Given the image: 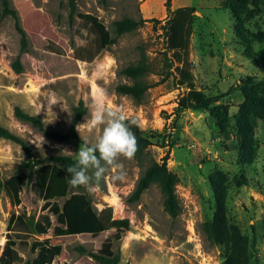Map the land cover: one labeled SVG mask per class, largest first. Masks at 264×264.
Segmentation results:
<instances>
[{
	"label": "rangeland",
	"instance_id": "1",
	"mask_svg": "<svg viewBox=\"0 0 264 264\" xmlns=\"http://www.w3.org/2000/svg\"><path fill=\"white\" fill-rule=\"evenodd\" d=\"M3 1L16 12L28 46L21 55L23 72L16 74L11 67L16 57L8 52L6 38L0 34V127L22 139L35 159L66 155L64 149L75 153L81 143L95 142L101 129L89 131L87 122L98 86L109 94L108 109L118 106L126 119L136 120L144 136L153 137L141 158L118 159L123 180H113L117 168L108 166L99 189L89 191L82 186L80 190L97 212L111 208L113 220L128 219V229L108 228L98 236L74 239L56 237L51 229L38 238L54 251L52 264H82L86 256L80 250L106 257L118 253L119 264H220L225 248L210 245L201 230L213 215L208 179L216 172L227 179V223L236 225L249 238V264H264V121L252 122L258 143L255 160L240 165L232 118L242 101L239 85L243 78L253 76L264 83V44L250 45L252 53L260 58L259 66H255L235 37L231 12L220 8L222 0H170V10L196 9L189 45L195 87L208 97H218L215 105L228 106L226 133L217 130L206 110L176 114L187 90L178 84L175 73L164 78L165 58L171 56L163 29L168 15L165 0H74L72 15L69 0H0V12ZM253 3L259 11L243 20L246 35L264 31L262 0ZM124 18L144 22L110 43L113 22ZM90 27L100 35L101 51L91 62L75 61V51L94 40ZM141 60L147 65L142 81L149 89L137 104L117 94L115 88L130 83L119 74L120 70ZM80 101L86 109L76 128L81 142H53L13 113L18 107L38 116L46 129L65 133ZM165 156L167 168L177 177L175 194L180 212L176 218L164 212L157 184L143 192L137 202H128L145 168L153 161L160 163ZM25 160L19 145L0 138L2 181L23 171L20 165ZM109 197L113 203L107 200ZM20 199V205L14 207L4 193L0 195V254L11 214L33 216L35 220L49 215L56 225L55 217L44 208L45 202L31 183L23 188ZM51 203L61 206L63 201ZM16 248L22 261L15 264L34 257L28 249Z\"/></svg>",
	"mask_w": 264,
	"mask_h": 264
},
{
	"label": "trees",
	"instance_id": "2",
	"mask_svg": "<svg viewBox=\"0 0 264 264\" xmlns=\"http://www.w3.org/2000/svg\"><path fill=\"white\" fill-rule=\"evenodd\" d=\"M253 1L222 0L220 8L231 12L235 22V37L241 45L245 46L244 55L252 64L259 66L258 59L260 58L252 53L250 45L254 42L264 44V31L246 35L243 30V20L252 18L259 11ZM262 4L264 7V0ZM69 7L70 15H72L75 10L74 0H69ZM165 7L168 15L163 29L166 49L171 56L165 58L167 73L164 78L175 73L178 84L187 90L182 103L176 108V114L179 115L187 110H206L214 120L217 130L220 133H226L229 128L228 106L215 105L213 102L216 100L214 99L218 97L214 99L208 97L195 87L189 45L196 9L180 7L171 11L170 0H165ZM143 22V20L129 18L113 22V37L110 43H115L118 37L135 30ZM89 30L94 35V40L84 48L75 51V61L91 62L101 51L99 33L94 27H90ZM0 34L6 38L8 52L16 57L11 65L12 70L16 74L23 72L21 55L26 51L28 43L25 32L19 25L17 14L8 7L7 1H3L0 12ZM172 68L173 71H171ZM146 73L147 65L142 60L136 65L122 68L119 74L130 83L118 84L115 92L121 96L130 97L135 103L140 104L149 89V86L142 81ZM239 92L242 101L238 105L237 112L232 116L238 146L237 161L240 165H248L256 158L258 144L252 122L264 121V83L253 76H246L239 85ZM73 111V119L65 133L46 129L38 116L29 115L18 107L13 113L15 118L37 129L53 142L62 143L70 140L81 142L76 128L86 114V109L80 101ZM126 121L129 122L137 138L138 149L134 157L139 159L151 145L150 139L153 137L144 136L135 119L130 118ZM0 138L19 145L26 156V160L20 165L23 171L15 173L7 180L0 179V195L4 193L10 204L17 207L21 203V191L31 183L34 191L45 202L44 208H49V214L56 219V225H53L49 215L35 220L33 216L25 214H11L6 227V239L0 254V264H15L22 261L16 247L23 250L28 249L34 256L23 264H52L55 259L54 251L38 238L47 235L51 229L56 237L63 239L98 236L108 228L128 229V219L113 220L111 208H104L97 212L88 196L80 192L82 186L74 187L69 183L70 174L66 172V168L74 163V158L58 155L37 160L22 139L2 127H0ZM166 161L167 156L161 159L160 163L153 161L145 168L128 202H137L143 192L152 184H157L163 195L164 212L171 218H176L180 212L175 194L177 177L167 168ZM208 181L213 194L214 210L212 218L202 224V233L210 245L225 248L226 253L220 264H249V238L242 234L236 225L228 224L226 220L227 179L221 172H216L209 177ZM57 200L63 201L61 206L51 203ZM29 240L32 241L29 242ZM80 252L86 256L82 264H119L120 262L118 253L106 257L91 251L80 250Z\"/></svg>",
	"mask_w": 264,
	"mask_h": 264
},
{
	"label": "clouds",
	"instance_id": "3",
	"mask_svg": "<svg viewBox=\"0 0 264 264\" xmlns=\"http://www.w3.org/2000/svg\"><path fill=\"white\" fill-rule=\"evenodd\" d=\"M51 95L56 100V94L52 92ZM108 99V92L98 86L96 98L91 104L90 119L87 122L89 131L101 129V134L95 142L81 143L75 153L69 149H64L62 152L68 157L75 158L74 163L66 168V172L70 174L69 183L74 187L84 186L89 191L99 189L108 166L117 168L113 180H123L125 175L117 161L120 157L131 159L137 152L138 141L129 122L118 106L112 109L106 107ZM131 123L134 124L135 121Z\"/></svg>",
	"mask_w": 264,
	"mask_h": 264
},
{
	"label": "bare ground",
	"instance_id": "4",
	"mask_svg": "<svg viewBox=\"0 0 264 264\" xmlns=\"http://www.w3.org/2000/svg\"><path fill=\"white\" fill-rule=\"evenodd\" d=\"M109 198H111V197H109ZM107 200H108V199H107ZM110 202H111V203H113V201H112V200H111ZM128 235H129V234H128ZM128 235H127V237H128ZM129 237H130V236H129ZM130 238H131V237H130ZM130 238H129V239H130ZM128 241H129V240H128Z\"/></svg>",
	"mask_w": 264,
	"mask_h": 264
},
{
	"label": "crops",
	"instance_id": "5",
	"mask_svg": "<svg viewBox=\"0 0 264 264\" xmlns=\"http://www.w3.org/2000/svg\"><path fill=\"white\" fill-rule=\"evenodd\" d=\"M108 200H111L110 198ZM102 209L100 208L99 211H101Z\"/></svg>",
	"mask_w": 264,
	"mask_h": 264
}]
</instances>
